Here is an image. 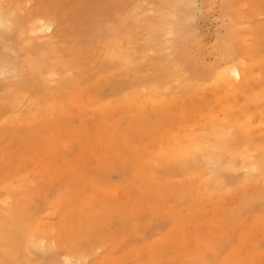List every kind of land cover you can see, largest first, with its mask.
<instances>
[{
  "label": "rangeland",
  "instance_id": "374dc122",
  "mask_svg": "<svg viewBox=\"0 0 264 264\" xmlns=\"http://www.w3.org/2000/svg\"><path fill=\"white\" fill-rule=\"evenodd\" d=\"M114 39L139 72L96 58ZM234 63L238 81L125 98ZM33 73L41 91L21 92ZM214 124L238 155L216 171L189 154V172L170 149ZM262 158L264 0H0V264H264Z\"/></svg>",
  "mask_w": 264,
  "mask_h": 264
},
{
  "label": "bare ground",
  "instance_id": "6f19581e",
  "mask_svg": "<svg viewBox=\"0 0 264 264\" xmlns=\"http://www.w3.org/2000/svg\"><path fill=\"white\" fill-rule=\"evenodd\" d=\"M41 22V21H40ZM39 23V22H38ZM50 23V22H49ZM6 24V23H5ZM8 24V23H7ZM36 24V22H35ZM48 24V23H47ZM147 24V28L151 29L152 31L154 30L153 25H149ZM41 25V24H40ZM33 26V25H32ZM11 27V26H10ZM44 27V26H43ZM52 27V26H51ZM31 28V26H30ZM35 28V27H34ZM49 28V26H48ZM51 29V28H50ZM48 30V29H46ZM44 28V31H46ZM40 31V30H39ZM43 31V30H42ZM41 32V31H40ZM47 32V31H46ZM39 33V32H38ZM115 36V35H114ZM118 39V38H117ZM114 39V42H111L108 46H106V48L104 49V52L98 54L96 56V58H100V59H111L110 61L115 63V65H117V67L119 68L118 70L120 71V73L123 76H128L129 74H131L132 72H139L142 65L139 63L138 59L140 57V55L134 53V52H129L126 47L122 44V42L120 43V40ZM123 39V38H122ZM121 39V41H122ZM125 40L127 41V43L125 45L131 44L133 42V35L130 34L129 32H127ZM38 48V47H37ZM78 54V53H77ZM37 55V54H36ZM61 56V55H60ZM59 56V57H60ZM40 59V57H39ZM176 62L177 61V57H175ZM59 61V60H58ZM66 66L67 69L70 71L75 67H78L76 64V61L72 58H70L69 61H66ZM37 64V63H36ZM85 65V64H84ZM113 65V64H110ZM222 65V64H220ZM29 66V65H28ZM42 67V66H41ZM46 67V66H45ZM85 67V66H84ZM102 67V65L100 66V68ZM109 67V66H108ZM111 67V66H110ZM64 68V67H63ZM62 68V69H63ZM83 68V67H82ZM190 67H188L189 69ZM200 68V67H199ZM160 69V68H159ZM190 70V69H189ZM212 70V69H211ZM46 71V70H45ZM203 71V70H202ZM49 72V71H48ZM81 73V76L84 75V72L82 71V69L79 72V75ZM201 73V72H200ZM205 74V73H204ZM29 75V74H28ZM28 75L26 76L25 80H23L21 83L22 85L20 86V91L21 92H26L27 89L32 90L33 92L36 93V91H41L42 89V82L41 81V75L39 73H33L30 75V77H28ZM119 75V74H118ZM121 75V76H122ZM244 77V70L242 69V67L239 64H235L234 65H228V66H224L223 68L219 69L217 72H213L210 73L207 78H202L198 75H194L192 77V80H187V79H182V77H177V76H172L169 77L168 79H155L152 81H144L140 84V86L138 88H132L131 94L126 95V99L129 100L131 97L133 96H156L159 97L161 99L164 96V93L168 90V85L167 82H169L170 80H180L181 81V88L184 91H196L197 89H199V85L196 84V82H213L215 84H226L227 82L230 83L231 81H238L240 79H242ZM43 78V77H42ZM46 80V79H45ZM64 80V79H63ZM62 80V81H63ZM71 80V79H70ZM130 81V79H129ZM75 82V89H76V93L73 96V99L68 103V106H72V108H77L80 109L81 108V101H85V99L83 98L84 96H81V93L78 92V83L76 82V79H74ZM124 82V81H123ZM137 82V81H136ZM174 83V82H173ZM68 85V84H67ZM73 88V87H72ZM118 88V87H117ZM227 88V87H226ZM229 88V87H228ZM124 89V88H123ZM126 89V88H125ZM73 91V89H72ZM120 92V91H119ZM79 93V94H78ZM170 94V93H169ZM62 95V94H61ZM110 95V94H109ZM66 96V95H65ZM169 96V95H168ZM167 96V97H168ZM58 97V96H57ZM171 97V96H170ZM18 98V97H16ZM63 98V95H62ZM172 98V97H171ZM34 101L36 103V107L38 111H42L44 110V108L41 106L43 101L41 99H39L38 95L35 94L34 96ZM115 101V99H114ZM87 103H89L88 100H86ZM165 103V102H164ZM47 111H49V108H46ZM53 112V111H52ZM44 114V113H43ZM238 123V122H237ZM235 125H237L235 123ZM238 127V126H236ZM245 128V126H244ZM242 130H244L242 128ZM237 131V130H236ZM233 133V132H232ZM233 135L229 136L228 133H226L225 131H223V129L218 126L217 124L211 125L208 127V132L207 134L201 136V137H191L187 140H183L180 142V145L176 148H171L170 149V154L172 156H174L175 158L179 159L182 163H186V159L188 157L189 154H194L197 157L203 159V161L205 162V165L213 167L214 165V169L216 171L221 170V163H222V159H224V155L226 154V158H228L229 162H231L234 157H236L238 155V151H237V143H235L234 137L231 138ZM227 137V138H225ZM245 150V149H244ZM241 152V151H240ZM247 153V152H246ZM262 153V152H261ZM247 155V154H246ZM158 156V155H157ZM262 156V155H261ZM260 156V157H261ZM194 157V156H193ZM245 158V157H244ZM247 158V157H246ZM242 159V158H241ZM263 159V158H262ZM178 160V161H179ZM245 160V159H243ZM254 161V159H252ZM258 160V159H257ZM264 160V159H263ZM193 163H197L196 160H192ZM241 161V160H240ZM252 161V162H253ZM262 161V160H261ZM260 161V162H261ZM175 162V161H174ZM255 162V161H254ZM250 163V162H249ZM186 165V164H185ZM204 165V166H205ZM232 165V164H231ZM246 165V164H245ZM256 165H260V164H256ZM262 165V164H261ZM225 166V165H224ZM227 167V166H226ZM225 167V168H226ZM243 167V166H242ZM249 167V166H248ZM204 168V167H203ZM207 168V167H206ZM230 168V167H229ZM186 169L191 172L192 171V165H190V163H188L186 165ZM213 169V168H211ZM253 170V169H252ZM203 171V170H202ZM206 171V170H205ZM211 171V170H210ZM257 171V170H256ZM262 171V170H261ZM188 172V173H189ZM208 172V171H207ZM203 173V172H201ZM216 173V172H215ZM214 172L211 171V174L214 178L210 181H207L204 183L203 185V190L205 189L206 191L209 190L212 186L213 183H215L216 179H221L223 177H221L220 175L218 176L217 174H215ZM261 175V172L259 173ZM205 175V174H204ZM250 175V174H249ZM255 176V175H254ZM250 177V176H249ZM247 177V179L249 178ZM253 177V176H252ZM264 177V175H263ZM245 180V177H243ZM242 178V179H243ZM254 178V177H253ZM210 179V178H209ZM243 180V182H244ZM258 180V179H256ZM200 181V180H199ZM259 181V180H258ZM262 181V180H261ZM226 180L222 181L221 183L218 184H214L218 185V191H221V188L223 189L225 186H227L228 184H226ZM237 183V182H236ZM251 183V181H250ZM195 184V182H194ZM198 184V183H197ZM197 184H195L196 186H198ZM235 184V183H234ZM255 184V183H254ZM261 184V182L259 183V185ZM194 185V186H195ZM244 185V184H240ZM247 185V184H246ZM202 186V185H201ZM193 188V187H192ZM231 188V187H230ZM191 189V187H190ZM226 189V188H225ZM228 189V188H227ZM259 189V188H258ZM189 190V189H188ZM205 191V192H206ZM231 191V190H230ZM239 191V190H238ZM204 192V191H203ZM210 192V191H209ZM217 192V191H216ZM237 192V191H236ZM240 192V191H239ZM248 192V191H247ZM259 192V191H258ZM228 193V191H227ZM210 194V193H209ZM259 194V193H258ZM228 196V195H227ZM233 196V195H232ZM239 199V197H238ZM5 202V201H4ZM8 214V213H7ZM27 214V213H26ZM27 218V217H26ZM22 220V219H21ZM20 220V221H21ZM13 221V220H12ZM15 222V221H14ZM7 223V222H6ZM17 223V221H16ZM14 223V224H16ZM19 223V221H18ZM27 222H25L26 224ZM17 225V224H16ZM21 225V224H20ZM8 226V225H7ZM10 226V225H9ZM12 226V224H11ZM10 226V227H11ZM23 231V229H21ZM33 230L30 229V226H28V239L30 240L31 234L34 232H32ZM22 235V234H21ZM24 236V235H23ZM22 236V237H23ZM4 237V236H3ZM18 238V237H16ZM27 240V238H26ZM20 241V238H19ZM18 241V242H19ZM32 241V240H31ZM27 241V245H28ZM9 244V243H8ZM12 247V246H11ZM16 249V248H15ZM19 249V248H18ZM7 252V251H6ZM9 253V252H8ZM16 256V255H15ZM14 256V258H15ZM12 258V257H11ZM77 263H80L82 261H80V257H77L76 259ZM12 261V260H11ZM69 260L66 257H62V264H68ZM2 264V263H1ZM6 264V263H5Z\"/></svg>",
  "mask_w": 264,
  "mask_h": 264
}]
</instances>
